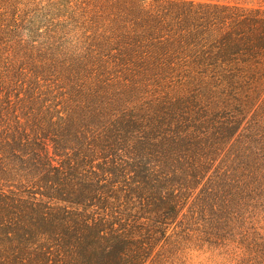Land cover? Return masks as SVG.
Returning a JSON list of instances; mask_svg holds the SVG:
<instances>
[{
	"label": "trees",
	"instance_id": "1",
	"mask_svg": "<svg viewBox=\"0 0 264 264\" xmlns=\"http://www.w3.org/2000/svg\"><path fill=\"white\" fill-rule=\"evenodd\" d=\"M264 264V5L0 0V264Z\"/></svg>",
	"mask_w": 264,
	"mask_h": 264
},
{
	"label": "rangeland",
	"instance_id": "2",
	"mask_svg": "<svg viewBox=\"0 0 264 264\" xmlns=\"http://www.w3.org/2000/svg\"><path fill=\"white\" fill-rule=\"evenodd\" d=\"M204 1H219L230 3H246L249 5H264V0H204ZM185 264H226L223 257H220L218 252L210 251H190L188 252Z\"/></svg>",
	"mask_w": 264,
	"mask_h": 264
}]
</instances>
